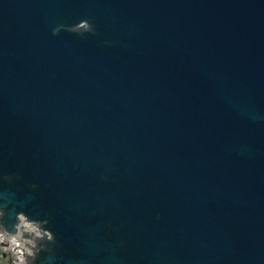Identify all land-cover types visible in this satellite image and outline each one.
I'll return each instance as SVG.
<instances>
[{
	"label": "water",
	"instance_id": "1",
	"mask_svg": "<svg viewBox=\"0 0 264 264\" xmlns=\"http://www.w3.org/2000/svg\"><path fill=\"white\" fill-rule=\"evenodd\" d=\"M0 203L38 264H264V0H0Z\"/></svg>",
	"mask_w": 264,
	"mask_h": 264
},
{
	"label": "clouds",
	"instance_id": "2",
	"mask_svg": "<svg viewBox=\"0 0 264 264\" xmlns=\"http://www.w3.org/2000/svg\"><path fill=\"white\" fill-rule=\"evenodd\" d=\"M62 27L55 28L54 33ZM68 30L89 33L93 31V24L89 19H81L68 26ZM6 214V205L0 203V264H9V261L11 264H38L41 254L50 251L48 244L56 240L48 219L36 218L20 210L15 213V220L9 226L5 222ZM48 259L51 261L52 257Z\"/></svg>",
	"mask_w": 264,
	"mask_h": 264
},
{
	"label": "flooded vegetation",
	"instance_id": "3",
	"mask_svg": "<svg viewBox=\"0 0 264 264\" xmlns=\"http://www.w3.org/2000/svg\"><path fill=\"white\" fill-rule=\"evenodd\" d=\"M9 264H11V261H9Z\"/></svg>",
	"mask_w": 264,
	"mask_h": 264
},
{
	"label": "rangeland",
	"instance_id": "4",
	"mask_svg": "<svg viewBox=\"0 0 264 264\" xmlns=\"http://www.w3.org/2000/svg\"><path fill=\"white\" fill-rule=\"evenodd\" d=\"M9 255V254H8Z\"/></svg>",
	"mask_w": 264,
	"mask_h": 264
}]
</instances>
